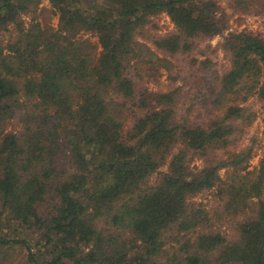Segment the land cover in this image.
<instances>
[{"label": "trees", "instance_id": "obj_1", "mask_svg": "<svg viewBox=\"0 0 264 264\" xmlns=\"http://www.w3.org/2000/svg\"><path fill=\"white\" fill-rule=\"evenodd\" d=\"M46 1L0 0V264H264V154L238 146L264 38L228 32L217 74L197 42L225 30L220 0ZM178 56L180 85L150 90Z\"/></svg>", "mask_w": 264, "mask_h": 264}, {"label": "rangeland", "instance_id": "obj_2", "mask_svg": "<svg viewBox=\"0 0 264 264\" xmlns=\"http://www.w3.org/2000/svg\"><path fill=\"white\" fill-rule=\"evenodd\" d=\"M220 4L228 15L227 26L225 30L217 36H214L210 39H201L198 43V48L203 49L204 47L209 46V50H213V53L210 55L212 64V70L217 74H222L229 68V60L226 54H224L221 44L224 41L228 32L235 31H246L253 34H257L264 38V14L262 15H253V14H235L232 13L228 2L220 0ZM40 6L48 7L46 0H42ZM152 22L156 25L155 32L159 35H166L173 32V25L170 22L169 18L161 14L154 18ZM57 20L56 17H53L51 20V25L56 26ZM91 41L96 42V39L90 37ZM172 67L170 74L167 71H162L161 76L156 82H148L146 86L153 91H166L174 88L177 85H180V82L177 80L173 81V77L176 75H183V73H188L187 63H183V57L178 56L174 57L172 60ZM185 64V65H184ZM183 91L185 90L182 89ZM247 105H250L256 112L257 118L255 119L253 125L249 128L247 133L239 142V147L244 146L247 143H250L254 139V157L249 163V169H253L257 166L258 160L264 154V103L260 104L256 101L254 96L249 97ZM133 115H130L128 118L127 126H131ZM196 166H200V161H195ZM223 174V172H221ZM195 202H203L208 207L212 204L210 192H203L197 195L194 199ZM8 255L10 257V264H20L23 263L24 257L27 255V251L24 248H15L9 249Z\"/></svg>", "mask_w": 264, "mask_h": 264}]
</instances>
